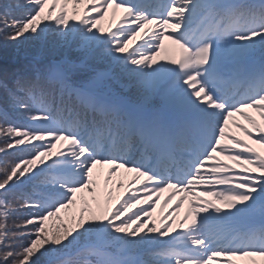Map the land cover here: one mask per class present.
Instances as JSON below:
<instances>
[{"label": "snow or ice", "instance_id": "1", "mask_svg": "<svg viewBox=\"0 0 264 264\" xmlns=\"http://www.w3.org/2000/svg\"><path fill=\"white\" fill-rule=\"evenodd\" d=\"M0 121V264H264V0H0Z\"/></svg>", "mask_w": 264, "mask_h": 264}, {"label": "rangeland", "instance_id": "2", "mask_svg": "<svg viewBox=\"0 0 264 264\" xmlns=\"http://www.w3.org/2000/svg\"><path fill=\"white\" fill-rule=\"evenodd\" d=\"M107 22L105 21L104 22V27L106 28V24ZM167 44V41L165 42ZM253 116H256L257 119H259L258 115L256 113H251ZM240 123H244V121L240 120L239 117L236 118ZM233 132H235L236 130L235 129H231ZM238 135H240L241 137H243V134L242 133H237ZM123 191V190H121ZM169 195L168 192L166 193H163L161 194V197H160V201L156 204V213L155 215L158 217L160 215V208L161 206L163 205V202H164V199L165 197H167ZM175 204V201L172 202V204L169 205L168 208L165 209V213H167L169 211V209ZM187 208V204L185 205V208L184 209H181V215H183V212L186 210ZM64 215H68V214H64Z\"/></svg>", "mask_w": 264, "mask_h": 264}, {"label": "trees", "instance_id": "3", "mask_svg": "<svg viewBox=\"0 0 264 264\" xmlns=\"http://www.w3.org/2000/svg\"><path fill=\"white\" fill-rule=\"evenodd\" d=\"M105 24H106V23H105ZM106 28H107V24H106ZM12 122H13V123H18V124H19V123H22L21 120H17V119H13ZM0 123H2V121H0ZM0 159H5V160H7V161L10 162V161H12V160L14 159V157H12V156H8V157H2V156H0ZM64 214H65V213H62L63 216H66V215H64ZM55 223H57V222H55V221H50V222H49V225H50V226H53Z\"/></svg>", "mask_w": 264, "mask_h": 264}]
</instances>
